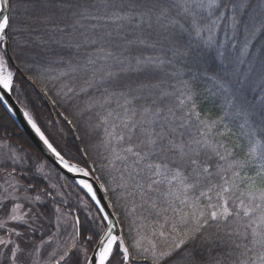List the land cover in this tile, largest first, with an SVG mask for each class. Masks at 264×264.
Returning a JSON list of instances; mask_svg holds the SVG:
<instances>
[{
	"label": "snow or ice",
	"instance_id": "6c2138e0",
	"mask_svg": "<svg viewBox=\"0 0 264 264\" xmlns=\"http://www.w3.org/2000/svg\"><path fill=\"white\" fill-rule=\"evenodd\" d=\"M40 3L41 0H0V104L9 114L16 115L8 100L15 91L14 73L7 67L10 46L28 48L36 44L46 49L52 43L60 45L68 50V65L72 71L86 73L87 86L103 88L96 106L103 110L99 118L106 134L104 143L111 155L109 163L114 168L117 161L123 165L114 187L99 183L106 195L117 194L115 203L102 204L93 183L79 181L100 214L96 225L99 230L92 234L86 231L85 242H80L81 220L76 216L71 222L73 231L69 243L55 264L61 261L113 264L115 254L119 255L120 264H135L141 259H150L151 264H161L166 259L168 264H264V145L261 144L264 141V95L258 108L243 93L238 102L231 105L237 115L243 117L250 138L248 156L251 159H237L238 145L229 148L223 140L214 138L213 129L219 122L201 119L189 81H181L183 87L176 96V105L167 100L171 93L148 98L134 94L131 86L119 83L127 57L122 58V53L103 47L113 40H125L129 45L139 42L146 47L167 46L172 53L170 58L136 57L138 72L172 64L177 59L195 58L202 48H217L221 38L228 41L231 35L235 41L240 26L246 23L244 17L248 10L264 9V0L259 4L254 0H47L46 6L58 7L63 13L59 22L52 15L34 16ZM261 16L259 27L248 22L250 38L258 32L264 38V12ZM229 19L231 23L225 29ZM21 20L23 23H18ZM36 21L48 26L49 40L39 38L33 26ZM126 29L137 33L134 40L128 39ZM21 33H27L29 39H21ZM33 36L38 38L32 40ZM186 37L194 38L195 46L193 40ZM230 46L235 47V43ZM87 48L102 52L105 63L98 64L97 56L91 54L82 65L74 64L71 56ZM110 58L114 64L107 63ZM143 87L138 86L139 90ZM150 87L159 88V85ZM260 88L264 92V80ZM42 90L47 95V90ZM55 95L60 96V92ZM177 109L182 112L179 117ZM23 117L64 168L85 177L92 175L89 170L76 168L65 159L30 112L24 111ZM191 117L197 122L195 132ZM64 120L72 123L67 115ZM230 131L225 126L224 131L215 135L225 136ZM257 148L262 149L259 156ZM9 159L20 167H12L0 185V230L4 231V236L0 237V264H25L26 259L27 264H40L41 250L54 239H43L42 221L47 219L44 205L46 198L54 200L55 197L46 189L35 190L37 185L32 181L22 183L19 177L26 176L23 157L13 154ZM40 171L43 172V168ZM93 178L100 181L98 176ZM136 196L139 203L134 199ZM127 197L133 198L130 213L141 210L131 220L138 236L131 245L125 243L124 229L120 220L114 218L115 213L106 211L107 207H115ZM53 208L59 229L67 216L60 207L54 205ZM153 214L162 217L163 222L150 219ZM168 225L170 231H166ZM221 226L223 235L207 231ZM144 228L151 229V237L163 238L165 245L161 247L155 239L142 234ZM37 232L41 233L40 242L33 243L32 236ZM145 240L148 246L143 245ZM197 242L199 249L185 247ZM219 244L229 247L227 259L213 256L209 262L203 258L205 251L210 252L212 246ZM89 245H92L91 255ZM174 256L175 259H171Z\"/></svg>",
	"mask_w": 264,
	"mask_h": 264
},
{
	"label": "trees",
	"instance_id": "16d2710c",
	"mask_svg": "<svg viewBox=\"0 0 264 264\" xmlns=\"http://www.w3.org/2000/svg\"><path fill=\"white\" fill-rule=\"evenodd\" d=\"M262 0H254V3H261ZM47 0H41L33 12L34 16L52 15L53 19L59 22L63 13L58 7L46 6ZM264 9L251 8L244 17L245 24L241 25L236 33V40L232 41L231 35L228 41L221 38V43L217 48L200 49L199 56L195 58L177 59L172 64H163L154 69L145 72L135 70L136 57H156L163 56L170 58L172 53L167 50V46L146 47L144 44L135 42L131 45L125 40H113L111 43L104 44L108 47L122 53V58L127 57L124 65L125 72L121 75L120 85H129L133 88L134 94L142 95L145 98L156 97L163 92L171 93L167 100L171 104H178L176 96L180 94L183 87L181 81H189L190 87L195 94L197 100V111L200 113L201 119L209 121H218L216 128L213 129L215 140H223L229 148L238 145L235 150V158L251 159L248 156L250 148V138L247 134V127L243 125V117L237 115L236 109L231 105L238 102L241 93L247 97L248 101L254 102L259 107L261 97L264 92L261 91L260 84L264 80V38L258 32L255 36L249 37L247 30L248 22H254L259 27L262 19L261 13ZM23 23V21H18ZM230 19L224 25L227 29L230 25ZM37 30L39 38L49 40L47 34L48 26L34 22L33 25ZM112 29L110 28L109 31ZM128 39L134 40L137 33L126 29ZM21 39L28 40L27 33L19 34ZM59 35V33H57ZM33 36L31 39H37ZM193 40L194 38L186 37ZM31 42V41H29ZM235 43V47L230 46ZM247 44V50L245 45ZM119 45V48H117ZM13 63L8 60V66L14 73L15 91L13 96L16 101L28 112L33 115L41 130L48 136L54 147L65 156V158L73 161L82 168L89 170L92 176L100 177V182H106L107 187H114L119 182V176L123 172L121 162H115V168L109 163L111 159L109 148L105 145L106 134L104 126L100 122V115L103 110L96 106V101L103 92V88L99 85L87 86L85 79L87 74L83 71L73 72L68 65V50L55 43L50 44L46 49L42 46L33 44L28 48H18L15 45L10 46ZM223 53V55H221ZM97 56L98 64H104L103 53L97 52L95 48L81 49L79 54H73L71 59L74 64H83L88 55ZM131 61V64L128 63ZM108 64H114L113 59H109ZM66 75H62L65 74ZM31 77V79H30ZM43 77V79H38ZM36 80V83H33ZM220 81V82H218ZM221 82L223 86H221ZM151 84H158L159 88H151ZM145 86L139 90L138 86ZM47 90V95L45 91ZM86 89V90H85ZM99 89V90H98ZM60 92V96L55 93ZM57 103L53 104L52 101ZM138 104L140 101L137 102ZM116 107L115 104L112 105ZM67 115L72 123L69 124L64 120ZM177 117L182 115L181 110L177 109ZM193 124L192 131L195 132L197 124L194 117L190 118ZM225 126L231 131L225 136L215 135L218 131H224ZM3 139L13 141L14 145L28 150L36 159L43 160L40 153L33 147L29 139L19 130L7 111L0 104V141ZM259 136L257 140H259ZM264 145V141H261ZM261 148H257L256 155L259 156ZM108 157L109 159H105ZM126 175V173H124ZM22 183L27 184L32 181L37 185L35 190L46 189L45 181L36 175L32 167L29 168L26 176H21ZM78 195L82 196L81 191L75 186L67 182ZM41 184V185H40ZM119 192V190H118ZM108 197L112 203H115L117 194L109 192ZM54 196V195H52ZM55 197V196H54ZM49 201L44 205L46 216L52 214L54 202L58 201L48 197ZM65 199L68 197L65 194ZM139 203V197L134 198ZM132 197L122 198L120 203L115 205L114 210L124 229V237L127 244L131 245L138 239L136 229L131 224V220L140 213L137 209L136 214L130 213L132 206ZM92 208L97 212L96 206L90 202ZM129 210V211H126ZM147 215V212H145ZM170 215V213H169ZM81 231L83 236L85 232L92 234L98 231L92 228V224L86 225L82 221L81 214ZM150 219H158L163 222L162 217H155L153 214ZM159 228V224L155 225ZM94 229V231L92 230ZM131 229V232H130ZM166 231H170V225L166 226ZM215 234L219 232L223 235L224 227L217 229L212 227L207 230ZM38 233L32 236L33 241L38 240ZM142 234L146 237L155 239L161 247L166 241L160 237H151V229H142ZM41 239V238H39ZM85 241V239H84ZM147 245V240L142 242ZM92 247V246H91ZM185 247L200 248L199 242L196 245H186ZM206 247V246H205ZM91 250V248H90ZM229 247L225 244L214 245L211 251H205L203 258L211 262L213 256L227 259ZM183 251V249L181 250ZM177 256L179 253L176 254ZM171 259H175V256ZM120 261L118 254L114 255V262ZM135 264H151V260H138ZM161 264H168V260L161 261Z\"/></svg>",
	"mask_w": 264,
	"mask_h": 264
},
{
	"label": "rangeland",
	"instance_id": "374dc122",
	"mask_svg": "<svg viewBox=\"0 0 264 264\" xmlns=\"http://www.w3.org/2000/svg\"><path fill=\"white\" fill-rule=\"evenodd\" d=\"M7 67L9 68L8 64ZM13 154L23 157L24 168L32 167L36 175L45 181L44 187H47V191L51 192L52 195H54L58 200L54 202V205H60L58 207H60L62 212H64L67 216V220L61 221V227L59 229L56 227V214L54 213V208L51 210L52 214L48 215L47 219L42 221L44 225L43 239L47 240L49 237H53L54 239L52 243L45 244V247L41 250L40 264H55V260L59 258V256L62 254L63 248L69 243L70 234L73 231L71 222L74 220V217L69 215L67 212L72 210L79 212V214L82 216V221L84 224H92L91 226L94 229H97L96 225L99 221V216L88 204V202L84 200L83 196L75 193L72 187L62 177L58 176L51 167L45 164L44 161L36 160L33 153L28 150H24L8 142L0 141V173L4 172L5 170H9L12 167L19 169L20 164L17 163L16 165H13L12 161L9 159V157H11ZM41 168H43V172L40 171ZM3 183L4 177L0 178V185ZM53 185L55 187H53ZM65 194L68 197V201L65 199ZM47 201H49L48 198H46L45 204H47ZM65 205L67 206L66 208L62 207ZM89 213L92 215L89 216ZM94 229L92 230L94 231ZM2 236H4V231L0 230V237ZM39 238H41V233H38V240L36 241L40 242ZM90 248L91 246L89 245V249ZM53 252H55V255H53ZM89 254H91V250ZM25 262L27 263V261ZM113 264L120 263L115 261Z\"/></svg>",
	"mask_w": 264,
	"mask_h": 264
},
{
	"label": "water",
	"instance_id": "95a60500",
	"mask_svg": "<svg viewBox=\"0 0 264 264\" xmlns=\"http://www.w3.org/2000/svg\"><path fill=\"white\" fill-rule=\"evenodd\" d=\"M7 55H8V57H10L9 61L11 63H13V58L11 56L10 47L7 49ZM8 100H9L10 105L13 106V110L16 112V115H11V114L10 115L16 121V123L19 126L20 130H22V132L28 137V139L32 143V145L39 151V153L53 167H55L62 174L67 176L68 179L71 180L79 188H81V187L79 186L78 182L81 179H83L85 181H88L90 183H93L94 187L97 189V197L101 199L102 204L108 205V202L105 200L103 190L99 188V185L95 182V180L91 176H88V177H85L83 175H77L76 176V175H73L72 173H70L69 171H67V169L64 168L63 165L60 164L59 160L46 148V146L43 145V142L40 141L39 137L35 134V132L32 130V128L27 124L26 120L23 117V112L25 110H23V108L21 106H19V103L12 96V94L8 97ZM2 106H4V105L2 104ZM73 166H75V165H73ZM75 167H77V166H75ZM77 168H79V167H77ZM106 211H108L110 213H114V211H113V209L111 207H107ZM114 218H117L116 215H115Z\"/></svg>",
	"mask_w": 264,
	"mask_h": 264
},
{
	"label": "bare ground",
	"instance_id": "6f19581e",
	"mask_svg": "<svg viewBox=\"0 0 264 264\" xmlns=\"http://www.w3.org/2000/svg\"><path fill=\"white\" fill-rule=\"evenodd\" d=\"M10 52H11V48H10ZM12 96H13V93H12ZM14 97V96H13ZM2 105V104H1ZM19 106H21L20 104H19ZM22 107V106H21ZM3 108L6 110V108L3 106ZM23 110H25L24 108H23ZM7 111V110H6ZM25 111H27V110H25ZM8 113V112H7ZM8 115L12 118V116L8 113ZM12 120L14 121V123L16 124V126L19 128V126L17 125V123H16V121L12 118ZM27 122V121H26ZM28 124V123H27ZM30 126V125H29ZM31 127V126H30ZM19 130H20V128H19ZM21 132H22V130H20ZM23 133V132H22ZM24 134V133H23ZM26 136V135H25ZM27 137V136H26ZM28 138V137H27ZM3 141L4 142H8L9 140H7V139H3ZM8 143H10V144H12V143H14L13 141H11V142H8ZM14 145V144H13ZM31 145H32V143H31ZM33 146V145H32ZM34 147V146H33ZM36 149V148H35ZM37 150V149H36ZM38 151V150H37ZM39 152V151H38ZM41 155V154H40ZM42 156V155H41ZM42 158H43V160L41 159V160H39V159H36V160H38V161H44L45 162V164L47 165V166H49V167H51L54 171H55V173L58 175V176H60V177H62L66 182H69L70 184H72L73 186H75L77 189H79V191H81V194L83 193V198H84V200L85 201H87L88 202V204L91 206V204H90V202H93L91 199H90V197L86 194V189H84L83 190V188H82V186L80 185V183H79V186L81 187V188H79L77 185H75L71 180H69L68 179V177L67 176H65L64 174H62L59 170H57L55 167H53L43 156H42ZM65 159H67V158H65ZM68 161H69V163H71L72 165H75V166H77V167H79V168H82L81 166H79L78 164H76V163H74L73 161H70L69 159H67ZM61 164V163H60ZM62 165V164H61ZM74 166V167H75ZM76 167V168H77ZM82 169H84V168H82ZM28 170H29V168H24V171L26 172V175H27V173H28ZM9 171H11V169H9V170H5L4 172H2V173H0V178H2V177H6L7 176V173L9 172ZM68 171V170H67ZM70 173H72L73 175H82V173H79V172H70ZM92 178H93V176L92 175H90ZM94 179V178H93ZM95 182L99 185V182L98 181H96L95 180ZM103 193H104V197H105V200L108 202V204L111 202V200H110V198L108 197V195H106L105 194V192L103 191ZM94 203V202H93ZM95 205V204H94ZM62 207H64V208H66L67 206L65 205V206H62ZM92 207V206H91ZM112 209H113V211H114V213H115V215H116V217L118 218V216H117V214H116V212H115V210H114V208L113 207H111ZM67 211V210H66ZM69 215H71V216H73L74 218L76 217V216H79L80 214H79V212H77V211H75V210H72V211H69V212H67ZM96 219V218H95ZM119 219V218H118ZM92 221V220H91ZM120 226L122 227V225H121V223H120ZM40 233V232H39ZM84 239H85V236H83V234H82V231H81V234H80V237H79V241L80 242H85L84 241ZM124 239H125V237H124ZM33 243H39L38 241H36V240H34V241H32ZM125 243L127 244V241H126V239H125ZM90 246H92V245H90ZM131 250V249H130ZM91 255V254H90ZM26 261H27V259H26ZM117 261V260H116ZM114 262V261H113ZM119 263H120V261H118ZM26 263V262H25ZM27 264V263H26ZM61 264H65V262L64 261H61Z\"/></svg>",
	"mask_w": 264,
	"mask_h": 264
},
{
	"label": "flooded vegetation",
	"instance_id": "af4514ba",
	"mask_svg": "<svg viewBox=\"0 0 264 264\" xmlns=\"http://www.w3.org/2000/svg\"><path fill=\"white\" fill-rule=\"evenodd\" d=\"M58 206H60V205H58ZM69 212V211H68Z\"/></svg>",
	"mask_w": 264,
	"mask_h": 264
}]
</instances>
